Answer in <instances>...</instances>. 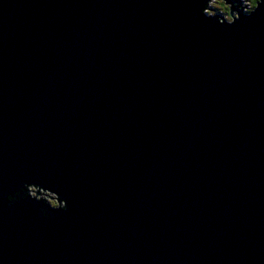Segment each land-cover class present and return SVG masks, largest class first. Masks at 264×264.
<instances>
[{"label":"water","instance_id":"95a60500","mask_svg":"<svg viewBox=\"0 0 264 264\" xmlns=\"http://www.w3.org/2000/svg\"><path fill=\"white\" fill-rule=\"evenodd\" d=\"M209 2L0 0V264H264V0Z\"/></svg>","mask_w":264,"mask_h":264},{"label":"rangeland","instance_id":"374dc122","mask_svg":"<svg viewBox=\"0 0 264 264\" xmlns=\"http://www.w3.org/2000/svg\"><path fill=\"white\" fill-rule=\"evenodd\" d=\"M223 1H221V0H210L209 5L214 8L211 12L215 13L218 9L219 10H223V12L225 13V17L228 20H231V17L228 14L229 11L227 12V9L223 6V5H226L225 2H223ZM241 3L246 6L244 8V10H242V11L248 12V11H251L252 10V9L249 8V5H250L249 4V1L247 2V0H241ZM207 10L210 11L209 9H207ZM30 192H31V194L36 195L39 198H45L46 200H49L52 204L55 203L57 205V201L53 200V197L50 196V195H48L46 192H43L42 191L41 194H40V193L37 192V189H31Z\"/></svg>","mask_w":264,"mask_h":264},{"label":"trees","instance_id":"16d2710c","mask_svg":"<svg viewBox=\"0 0 264 264\" xmlns=\"http://www.w3.org/2000/svg\"><path fill=\"white\" fill-rule=\"evenodd\" d=\"M221 1H223V0H221ZM247 1H249V8L250 9H253L254 7H255V5H256V3H257V0H255V3H254V5L252 4V3H250V0H247ZM224 2V1H223ZM222 2V3H223ZM235 2H236V5L238 6V8L240 9V10H244V8L246 7L245 5H243L242 3H241V0H235ZM219 10V9H218ZM229 11V8H227V12ZM220 12H222L224 15H225V13L223 12V10L222 11H220ZM229 14V13H228ZM55 204V203H54Z\"/></svg>","mask_w":264,"mask_h":264},{"label":"clouds","instance_id":"9594fccd","mask_svg":"<svg viewBox=\"0 0 264 264\" xmlns=\"http://www.w3.org/2000/svg\"><path fill=\"white\" fill-rule=\"evenodd\" d=\"M250 3H252V4L254 5V3H255V0H250Z\"/></svg>","mask_w":264,"mask_h":264},{"label":"flooded vegetation","instance_id":"af4514ba","mask_svg":"<svg viewBox=\"0 0 264 264\" xmlns=\"http://www.w3.org/2000/svg\"><path fill=\"white\" fill-rule=\"evenodd\" d=\"M235 1V0H234ZM236 3V2H235ZM226 9L228 8V6L227 5H223ZM220 11H222V10H220Z\"/></svg>","mask_w":264,"mask_h":264},{"label":"bare ground","instance_id":"6f19581e","mask_svg":"<svg viewBox=\"0 0 264 264\" xmlns=\"http://www.w3.org/2000/svg\"><path fill=\"white\" fill-rule=\"evenodd\" d=\"M209 1V0H208ZM223 14V13H222Z\"/></svg>","mask_w":264,"mask_h":264},{"label":"built area","instance_id":"2783aa9c","mask_svg":"<svg viewBox=\"0 0 264 264\" xmlns=\"http://www.w3.org/2000/svg\"><path fill=\"white\" fill-rule=\"evenodd\" d=\"M248 2V1H247ZM220 11V10H219Z\"/></svg>","mask_w":264,"mask_h":264}]
</instances>
